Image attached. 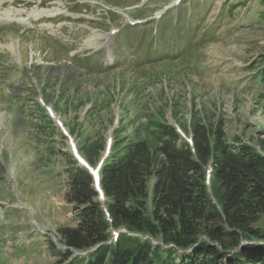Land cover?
<instances>
[{
	"label": "rangeland",
	"instance_id": "1",
	"mask_svg": "<svg viewBox=\"0 0 264 264\" xmlns=\"http://www.w3.org/2000/svg\"><path fill=\"white\" fill-rule=\"evenodd\" d=\"M27 1V8L18 5L26 15L33 10L31 5L40 1L50 6L58 1L64 10L68 7L67 12L75 10L73 15L80 21L60 18L48 24L40 19L32 25L33 31L21 35L14 29L0 30V264H68L49 243L60 248L58 229L78 222L74 203L68 200L74 165L66 138L60 135L54 120L50 122L39 109L36 100L40 97L31 90L23 72L27 74L30 63L44 67L68 64L65 52L71 48L101 51L108 29L117 27L122 19H100L98 5L93 2L117 5L132 14L130 8L139 0L82 1L88 3V9L74 0ZM171 1L150 0L148 11L161 9ZM194 3L191 22L199 30L214 33L215 39L184 60L139 70L120 68L94 76L70 74L73 81L63 82L55 103L59 111L56 116L67 131H77L82 147H96L108 135L118 111L121 117L117 118V136L121 139L133 137L141 122L149 121L152 129L151 123L169 122L176 117L179 126H185L192 108L202 109L204 120L213 122L219 117L230 139L238 136L252 144L264 140V86L258 82L264 66V0ZM57 21H63L57 25L68 21L63 32L68 29L70 33L61 39L66 51L37 34ZM42 71L41 76L56 73L48 67ZM55 86L52 82L44 91L52 103ZM113 92L118 95L116 103ZM15 99L26 109L19 107L18 116L10 110ZM85 102L92 103L93 111L84 117ZM52 103L47 105L52 107ZM67 107L71 108L68 112Z\"/></svg>",
	"mask_w": 264,
	"mask_h": 264
},
{
	"label": "trees",
	"instance_id": "2",
	"mask_svg": "<svg viewBox=\"0 0 264 264\" xmlns=\"http://www.w3.org/2000/svg\"><path fill=\"white\" fill-rule=\"evenodd\" d=\"M200 112L192 108L181 125L191 143L164 120L152 129L141 122L130 138L120 139L117 127L99 170L103 203L91 174L68 153V200L78 222L58 229L65 251L49 243L62 261L96 247L68 264H264V155ZM257 144L264 152V140ZM78 146L94 163L104 138Z\"/></svg>",
	"mask_w": 264,
	"mask_h": 264
},
{
	"label": "bare ground",
	"instance_id": "3",
	"mask_svg": "<svg viewBox=\"0 0 264 264\" xmlns=\"http://www.w3.org/2000/svg\"><path fill=\"white\" fill-rule=\"evenodd\" d=\"M4 2L0 0V5H2ZM103 28V27H102Z\"/></svg>",
	"mask_w": 264,
	"mask_h": 264
}]
</instances>
